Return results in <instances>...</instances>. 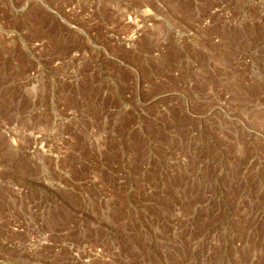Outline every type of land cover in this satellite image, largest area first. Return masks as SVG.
I'll use <instances>...</instances> for the list:
<instances>
[{"label":"rangeland","instance_id":"374dc122","mask_svg":"<svg viewBox=\"0 0 264 264\" xmlns=\"http://www.w3.org/2000/svg\"><path fill=\"white\" fill-rule=\"evenodd\" d=\"M0 264H264V0H0Z\"/></svg>","mask_w":264,"mask_h":264}]
</instances>
